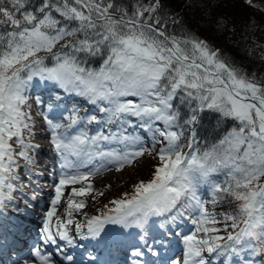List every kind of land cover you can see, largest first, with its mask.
I'll return each instance as SVG.
<instances>
[{"label":"snow or ice","instance_id":"obj_1","mask_svg":"<svg viewBox=\"0 0 264 264\" xmlns=\"http://www.w3.org/2000/svg\"><path fill=\"white\" fill-rule=\"evenodd\" d=\"M159 8L160 0H0V217L33 208L16 194L23 197L40 175L30 167L40 147L29 104L37 89L50 95L43 118L57 164L40 243L22 261L13 250V264H57V255L72 262L66 249L78 246L75 237L103 239L106 225L138 230L157 255L147 244L149 226L170 234L180 221L192 228L172 264H264V77L197 36L169 30L154 15ZM65 98L87 107L61 104ZM205 114L215 115L218 128L232 125L201 141ZM146 154L156 160L148 180L95 215L83 211L85 197L104 195L92 176ZM77 184L58 214L65 190ZM222 203L227 208L215 211ZM7 244L0 237V249Z\"/></svg>","mask_w":264,"mask_h":264},{"label":"trees","instance_id":"obj_2","mask_svg":"<svg viewBox=\"0 0 264 264\" xmlns=\"http://www.w3.org/2000/svg\"><path fill=\"white\" fill-rule=\"evenodd\" d=\"M117 2L131 6L155 4L156 0ZM154 15L169 30L175 27L177 32L197 36L248 74L264 77V0H252L251 4L246 0H160V8ZM174 21L179 24L174 25ZM231 125V121H226L218 128L215 115L205 114L197 134L201 141H212ZM219 205L221 211L227 208V204Z\"/></svg>","mask_w":264,"mask_h":264},{"label":"rangeland","instance_id":"obj_3","mask_svg":"<svg viewBox=\"0 0 264 264\" xmlns=\"http://www.w3.org/2000/svg\"><path fill=\"white\" fill-rule=\"evenodd\" d=\"M70 103L74 104V103H78V101L73 100ZM78 104L81 106L83 103H78ZM155 162L156 160L153 159L151 156L145 155L142 159H138L137 162L134 163L133 165L126 167L124 171H117L114 169L112 171H108L104 173L107 174L110 172H116L118 173V176L112 178L108 177V179L105 180L106 182L101 180V178L97 179L95 182V186L93 184V187L97 189L99 192H103L104 195L100 196L97 195L96 193H92L87 197H85V199H87L88 204L83 211L86 212L88 216H90L92 213L97 212L98 209H101L106 202L112 200L114 196L121 195L122 193L129 190L134 185V183L140 180H146L150 176V173L153 170L152 165ZM73 186L75 185H69L65 190L64 197L62 198L60 205L58 206V214H63L64 208L66 206L67 194L70 191L69 188ZM93 195H96L95 201H93L92 199ZM215 211L219 212L218 209H215Z\"/></svg>","mask_w":264,"mask_h":264},{"label":"bare ground","instance_id":"obj_4","mask_svg":"<svg viewBox=\"0 0 264 264\" xmlns=\"http://www.w3.org/2000/svg\"><path fill=\"white\" fill-rule=\"evenodd\" d=\"M118 176V173L116 172H111L110 174H108L107 176H104V177H101V180L105 181L109 178H112V177H117ZM106 182V181H105Z\"/></svg>","mask_w":264,"mask_h":264}]
</instances>
